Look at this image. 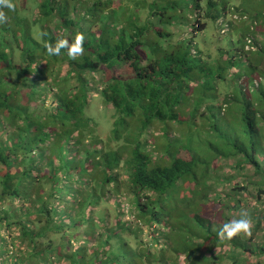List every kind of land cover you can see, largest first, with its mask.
I'll return each mask as SVG.
<instances>
[{
    "label": "trees",
    "instance_id": "16d2710c",
    "mask_svg": "<svg viewBox=\"0 0 264 264\" xmlns=\"http://www.w3.org/2000/svg\"><path fill=\"white\" fill-rule=\"evenodd\" d=\"M122 1L4 9L0 264H264V0Z\"/></svg>",
    "mask_w": 264,
    "mask_h": 264
},
{
    "label": "clouds",
    "instance_id": "9594fccd",
    "mask_svg": "<svg viewBox=\"0 0 264 264\" xmlns=\"http://www.w3.org/2000/svg\"><path fill=\"white\" fill-rule=\"evenodd\" d=\"M4 9L14 10V4L11 0H0V24H4L8 20V16ZM84 40V35L80 33L75 37V42L73 44H70L67 39H61L54 45L47 44L46 50L48 54L52 56H59L62 54V50H66L68 57L71 60H75L78 56L83 54ZM251 226L252 222L247 213H242L241 218L225 223L220 228L218 235L222 239L229 240L240 234L251 235Z\"/></svg>",
    "mask_w": 264,
    "mask_h": 264
},
{
    "label": "rangeland",
    "instance_id": "374dc122",
    "mask_svg": "<svg viewBox=\"0 0 264 264\" xmlns=\"http://www.w3.org/2000/svg\"><path fill=\"white\" fill-rule=\"evenodd\" d=\"M107 3L108 6H110L112 3H110V0H105ZM116 4L112 7H117L119 4H122L123 1L122 0H116ZM110 4V5H109ZM259 5H256V7H258ZM193 13V12H192ZM191 14V13H190ZM235 17V15H234ZM223 20L220 21L219 23V26H215L212 29V32L210 35H213L214 36V39H217L218 43L223 46L224 48H233L234 45H236V41L234 40V35L232 32L228 31V28H229V25H227L226 22H224L223 24L222 23ZM210 29V31H211ZM209 31V33H210ZM252 34H250L251 36ZM262 41V43H264V39H260ZM216 47L215 43H212L211 44V49H214ZM214 54H216V52H214ZM112 74H119V73H112ZM29 91V89H25L23 91V100L25 102H27V96H26V93ZM94 102V101H93ZM95 103V102H94ZM94 103L92 104V109L90 112L93 113V115H98L99 117L102 116V119L104 118V116L102 114H100L102 108L100 107H95ZM96 104H99V102H96ZM100 105V104H99ZM103 121V120H102ZM103 125V124H102ZM101 125V127H102ZM104 126V125H103ZM237 128V127H236ZM177 130L178 133H180L182 130H183V127H178V129H175ZM181 157L187 159L190 157L189 153L187 151H183L181 152L180 154ZM218 162V161H217ZM219 164L222 165V162L219 161ZM198 169L201 170V167L198 166ZM222 169V167H221ZM205 172V170H203V173ZM184 187H187L186 185L183 184ZM226 187H228L227 183H226ZM180 197H185L187 195V190H182L180 191ZM236 217V215H233V218ZM130 218V216H127L126 219L128 220Z\"/></svg>",
    "mask_w": 264,
    "mask_h": 264
}]
</instances>
